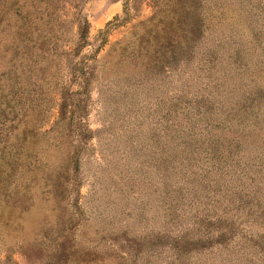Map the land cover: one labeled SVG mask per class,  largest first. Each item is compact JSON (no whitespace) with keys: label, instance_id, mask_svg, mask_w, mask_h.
I'll return each instance as SVG.
<instances>
[{"label":"rangeland","instance_id":"rangeland-1","mask_svg":"<svg viewBox=\"0 0 264 264\" xmlns=\"http://www.w3.org/2000/svg\"><path fill=\"white\" fill-rule=\"evenodd\" d=\"M150 1L0 0V264H264V0H181L190 50L114 66ZM86 60L112 66L83 88ZM194 98L232 122L227 173L176 145Z\"/></svg>","mask_w":264,"mask_h":264},{"label":"trees","instance_id":"trees-1","mask_svg":"<svg viewBox=\"0 0 264 264\" xmlns=\"http://www.w3.org/2000/svg\"><path fill=\"white\" fill-rule=\"evenodd\" d=\"M150 5L153 10L152 15L136 24V27L140 28V32L137 34V31H134V43L125 46L128 49L127 56H124L120 52L121 47H119L118 54L113 57V61L111 62L114 66H121L123 63L131 64L144 69L145 73L150 75L154 68L165 69L171 67L169 65L171 61L176 60V57L182 53H186L194 45V32L192 26H190L184 16V5L181 0H151ZM21 19L23 26H29L33 23L27 9ZM78 26L79 31L76 46L82 48L88 44L87 19L85 17L80 18ZM51 37L56 41L59 36L51 35ZM94 61L97 62L96 60ZM106 63L104 62L101 65L95 66L94 64H89L88 60L83 61L79 65V70H81L80 76H78L80 85L83 88L86 87L90 78L94 77L100 69L103 70L112 66ZM199 97L206 99L204 94ZM207 101H198L197 98H194L191 103L187 102V106L184 109L186 112H191L194 117H190V120L188 119L185 125L180 124L176 126L175 139L178 142L176 145L184 144L185 146L187 144L185 138H188L189 142H192V140L196 142V140L202 139L198 146L192 147V150H196L194 153H205L203 162L196 167L201 169L206 168L208 171L215 167V170H223V172L227 173L228 170H232L235 166H231L229 159L234 154L236 155L238 151L229 144L223 146L220 142V137L221 133H225V130H231L232 122L223 116L220 107L217 109L221 111L219 112L220 116L218 114L215 115ZM197 136L198 139L196 138ZM201 144H204V147H201ZM240 173H242V176L244 175L243 171ZM243 190L244 188H241L240 192ZM224 196L226 197V194ZM222 211H224L223 208ZM209 220L213 221L210 223ZM221 220V216L216 215H210L207 218L201 217L199 219L200 222L205 221L209 225H215L216 221L218 224L217 229L221 225ZM223 226L225 227L224 229L229 230L232 223L223 224ZM218 243L221 244L222 240H219Z\"/></svg>","mask_w":264,"mask_h":264}]
</instances>
